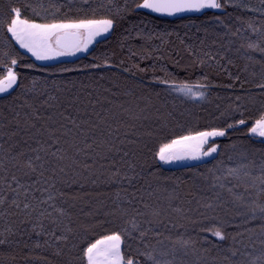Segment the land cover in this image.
Returning a JSON list of instances; mask_svg holds the SVG:
<instances>
[{
    "label": "trees",
    "instance_id": "1",
    "mask_svg": "<svg viewBox=\"0 0 264 264\" xmlns=\"http://www.w3.org/2000/svg\"><path fill=\"white\" fill-rule=\"evenodd\" d=\"M142 2L58 0L54 17L49 0H0V79L17 60V83L0 94V181L15 174L31 186L20 208L7 184L0 186V264H86L83 250L111 232L124 234L121 250L134 264H152L148 253L172 264H264L257 207L264 206V185L256 179L264 139L250 134L264 111L257 87L264 83V15L220 0L222 9L166 17L137 8ZM245 6L264 9L261 0ZM11 7L38 23L86 17L114 25L83 55L40 62L7 33ZM164 80L204 84L205 97H185ZM240 119L247 123L228 128ZM214 128L226 135L214 140L218 152L208 159L174 167L158 161L171 139ZM56 147L64 160L34 151ZM77 148L84 151L77 155ZM36 155L44 167L36 162L37 172L24 175L23 164ZM242 163L249 176L228 175ZM217 229L224 239L213 235ZM180 239L188 244L175 243Z\"/></svg>",
    "mask_w": 264,
    "mask_h": 264
},
{
    "label": "snow or ice",
    "instance_id": "2",
    "mask_svg": "<svg viewBox=\"0 0 264 264\" xmlns=\"http://www.w3.org/2000/svg\"><path fill=\"white\" fill-rule=\"evenodd\" d=\"M85 3L88 0H84ZM226 3L233 4L236 7H240L248 12L260 11L264 15V9H253L245 6L246 0H239V3H235V0H225ZM261 4L264 5V0H261ZM63 5L58 3V0H49V7L54 8L55 12L53 16L60 12V8ZM137 8L149 9L152 12L174 15L183 12H200L204 9H222L224 4L220 0H143L142 3L136 5ZM39 8L44 12L48 11V8L43 3L39 4ZM35 15L39 16L40 11L33 9ZM114 25V20L111 18H67V19H53L52 22L37 23L34 20L24 18L22 16V10L20 7H11L8 17L6 19L7 33L11 34V38L16 41L17 44L23 49L30 52L36 60L45 61L53 60L62 56H72L77 52L86 51L88 46L95 40L96 37L108 33ZM251 27V25H249ZM253 31H258L253 29ZM249 48H257L256 44H249ZM264 51V49H260ZM5 56L8 54L5 53ZM11 67H7L6 74L0 79V93L8 92L17 83V73L14 71V67L17 65V60L12 58L10 60ZM32 67V65H29ZM262 78H264V71H262ZM167 85L170 89L177 93L191 98V99H203L205 92L199 89L204 88L205 85L201 83L190 84L174 82L170 83L167 80L160 81ZM257 87L264 89V83L257 84ZM239 99V98H238ZM245 119H240L233 124H229L228 128H235L239 125L246 124ZM252 134H256L260 137H264V111H261L257 118H255L253 125L250 128ZM226 135L225 129H211L206 131H197L195 133H189L188 135H182L177 138L171 139L168 143L163 144L157 153L158 157L162 161L181 160V159H200L201 157L212 156L213 153L218 152V147L215 145V137H224ZM212 140V144L209 145V141ZM58 140H53V145H58ZM208 145L205 150V146ZM91 147V145H87ZM34 151L50 152L51 156L58 161L65 159V156L59 155L61 149L56 147L55 150L49 149H36ZM83 149L77 148V155ZM15 159V157L13 158ZM36 162L39 163V167L43 168L44 164L40 155H36L33 158H29L24 164L22 170L24 175L37 172ZM73 163L75 161L73 160ZM17 169H21V165L17 163ZM3 168V164L0 163V169ZM63 171V169H61ZM229 176L239 179L241 175L247 177L249 172L247 171V165L241 164L238 167L229 168L227 170ZM43 173H41L42 175ZM261 184L264 185V167L261 168V176L257 177ZM10 181L8 178L0 181V186L7 184L14 196L11 200V204L17 208H20L19 197L21 194L27 199L28 192L25 190L30 185L26 186L22 184L20 179L15 174L11 175ZM13 184L16 187H13ZM220 187H224L223 184ZM228 193H233V188H227ZM49 200L53 197L49 195ZM234 199L237 201L242 200V197L234 194ZM45 203L47 201H44ZM5 204V198L0 195V206ZM30 207L28 203L23 204V208L27 210ZM211 208V205H208ZM261 214V218L264 219V206H257ZM61 215H63V211ZM153 215H158L154 212ZM253 218H255V209H253ZM132 229L139 232L140 237L143 239L146 237L147 232L141 229L135 221L132 222ZM3 234L0 233V236ZM213 235L219 239H224L222 232L217 229L213 232ZM57 239H66V237H57ZM124 241V234L121 232H111L103 235L101 238L96 239L95 242L90 243L84 250V258L86 264H134V261L129 258L125 259V255L122 253L121 246ZM5 241L0 239V244ZM175 243L185 246L188 241L177 240ZM161 256H166L168 253L162 252ZM235 255V253H233ZM261 258H264V253L261 254ZM147 260L152 264H172L169 260L158 259L151 253L147 254Z\"/></svg>",
    "mask_w": 264,
    "mask_h": 264
},
{
    "label": "rangeland",
    "instance_id": "3",
    "mask_svg": "<svg viewBox=\"0 0 264 264\" xmlns=\"http://www.w3.org/2000/svg\"><path fill=\"white\" fill-rule=\"evenodd\" d=\"M215 10H218V9H215ZM38 23V22H37ZM111 30V29H110ZM109 30V32H110ZM108 32V33H109ZM108 33H105L101 36H98L95 38V40L88 46L87 50L88 51L92 45L99 39L105 37ZM11 35V34H10ZM14 40V39H13ZM15 41V40H14ZM16 42V41H15ZM19 46V44H17ZM20 49H22L23 51H25L26 53H28L32 58H34L36 60V58L30 53L28 52L26 49H23L19 46ZM86 51H82V52H77L75 55H72V56H62V57H58L56 59H53V60H45V61H40V60H37V61H40V62H56V61H59V60H63V59H72V58H75L77 56H80V55H83L84 53H86ZM200 91H203V89H199ZM250 134L252 136H254L255 138H258V139H264V137H260L256 134H252L250 132ZM218 138H221V137H215V139H218ZM212 144V140L209 141V145ZM216 145V144H215ZM217 146V145H216ZM208 145L205 146V150L207 149ZM215 153L212 154V156L214 155ZM211 157V156H209ZM209 157H201L200 159H190V158H186V159H181V160H171V161H162L159 159L158 155H157V159L158 161L163 165V166H166V167H174V166H184V165H189V164H192V163H196V162H201V161H204L206 159H208Z\"/></svg>",
    "mask_w": 264,
    "mask_h": 264
},
{
    "label": "water",
    "instance_id": "4",
    "mask_svg": "<svg viewBox=\"0 0 264 264\" xmlns=\"http://www.w3.org/2000/svg\"><path fill=\"white\" fill-rule=\"evenodd\" d=\"M193 13H196V12H183V13H177V14H174V15H167V14H160V13H156V14L161 15V16H166V17H180V16H183V15H188V14H193ZM14 86H13V88H14ZM13 88L9 89V91H11ZM5 93H7V92H5ZM0 94H4V93H0Z\"/></svg>",
    "mask_w": 264,
    "mask_h": 264
}]
</instances>
